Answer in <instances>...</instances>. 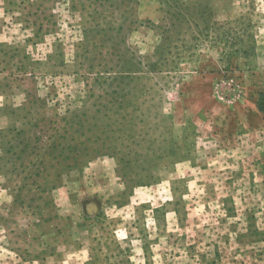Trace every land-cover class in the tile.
<instances>
[{
  "label": "rangeland",
  "instance_id": "374dc122",
  "mask_svg": "<svg viewBox=\"0 0 264 264\" xmlns=\"http://www.w3.org/2000/svg\"><path fill=\"white\" fill-rule=\"evenodd\" d=\"M260 94L264 0H0V264H264Z\"/></svg>",
  "mask_w": 264,
  "mask_h": 264
},
{
  "label": "trees",
  "instance_id": "16d2710c",
  "mask_svg": "<svg viewBox=\"0 0 264 264\" xmlns=\"http://www.w3.org/2000/svg\"><path fill=\"white\" fill-rule=\"evenodd\" d=\"M104 4L105 3H100L101 6H103ZM176 26H179V23L174 21L169 26H164L162 28L161 34L162 35H163V33H165V34L163 35V41L161 43L162 45H160L158 48L161 50L158 54L157 60H155L153 63L149 64V67L152 68V70L158 68L159 60H163L166 57L165 52H164L165 49L168 48V50L170 51L169 44L165 45V42H166V39L171 35L172 31L176 28ZM40 27H41V25L39 24L38 30L40 29ZM94 27H99V25L96 24V25H94ZM102 29L103 28H100V30H102ZM122 29H123V26L118 27L117 35L119 34V32ZM86 52H88V51H86ZM236 53H240V54L243 53L244 55H247V50H244V51L238 50V51H236ZM134 72L135 71H133V72L128 71L127 73L124 72L122 74V72L119 71L118 74L121 77V79H124V77H125V79H128V77H129V79L130 78L136 79V77H133L134 76L133 74H135ZM122 82H123V80H122ZM124 83H127V82H124ZM116 93L118 94L119 98H116L115 101L113 100L110 104L111 106L105 107V109H107L108 111L112 110V108L114 106H115L114 108H118V109L120 108L121 109L123 107L125 97H127V95H128V92L125 93L122 90H121V92H120V90H116ZM260 96H261V94H260ZM261 100H262V102H261ZM115 103H118V105H114ZM257 109L261 112L264 111V97L263 96H261L260 100L258 101ZM76 117H77V115L75 113L71 117H69L70 122L76 123L74 121V118H76ZM21 131H23V130H21ZM88 131L94 135L97 134V132H98L97 127H94L93 125H92V127L88 128ZM71 135H73V133ZM81 135H82V133H81ZM54 136H52V137H54V139L51 142L50 149L52 150V153H53V151H55L56 157L52 156V159L57 158L60 160L52 161L50 163V167H51V169H54L53 180H56L55 182H58V179L60 178V171H56V169L59 167H62V166H64L65 168H70L73 166L75 167L77 165V162H78L80 156H86L88 154L87 152H88L90 147L85 146V143L83 141H78L75 137H71L70 138L71 141L72 142L78 141V142L74 143L73 145H70V144L67 145L65 142L66 137L68 136L66 128H61L59 130V132H56V135H54ZM96 139L100 140V138L98 136L96 137ZM26 146H27V143H26ZM70 153H71V155H70ZM66 158H68L69 161L72 162V165H70L69 163L62 165L63 162L60 163V161H64V160H66ZM39 165H41V162L39 163ZM37 167H38V165H37Z\"/></svg>",
  "mask_w": 264,
  "mask_h": 264
}]
</instances>
